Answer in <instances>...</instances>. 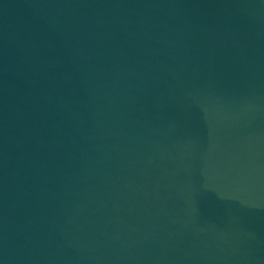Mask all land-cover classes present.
Here are the masks:
<instances>
[{"label": "water", "instance_id": "95a60500", "mask_svg": "<svg viewBox=\"0 0 264 264\" xmlns=\"http://www.w3.org/2000/svg\"><path fill=\"white\" fill-rule=\"evenodd\" d=\"M0 264H264V0H0Z\"/></svg>", "mask_w": 264, "mask_h": 264}]
</instances>
